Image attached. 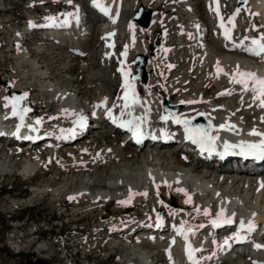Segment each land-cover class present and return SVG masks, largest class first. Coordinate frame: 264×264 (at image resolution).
<instances>
[{"label":"bare ground","instance_id":"obj_1","mask_svg":"<svg viewBox=\"0 0 264 264\" xmlns=\"http://www.w3.org/2000/svg\"><path fill=\"white\" fill-rule=\"evenodd\" d=\"M56 1L67 3V0ZM120 2V8L122 10L129 9L132 11L138 6L144 7L147 0H142L141 2H137V0H120ZM179 3L184 6L187 20L193 22L194 25L193 32L190 31L191 25L187 24L176 36L179 38L184 37L188 42H191V47L197 52V55L194 58V71H192V66H189L185 77H179V81L177 82V79V83L174 82L172 85V98L177 97L173 105L176 106L177 109H172L176 110L174 116L189 119L204 117L216 126L229 122L236 125L238 131L243 128L249 130L255 127H264V122H262L261 119L264 117V108L258 106V101L255 103L253 102V94L251 92H244L240 85L230 82V76L236 70L237 65H239L242 71L257 73L260 68H263L262 70L264 71V64L248 60L245 55L239 51H225L221 45L215 44L214 40H204L200 35H195L194 27L196 25H202L200 33L208 31L207 25L198 18L189 0H181ZM247 4L251 7V16L252 13H259V15H255V18L264 25V0H247ZM69 6L73 8V13L78 15V20L72 17L69 28L59 26L61 23L56 21L53 28L46 29L44 25H46L48 21L39 22L38 20H34L35 16L30 15L32 23L37 25V27L27 26L23 31L29 32L33 29H42L47 36L49 35L51 37V46L63 48L68 53L72 51L70 50L72 46L82 47L83 53H85L86 56L96 52L100 56L101 66L105 70L110 68L109 65L116 58L117 49L120 47L124 50L125 46H127V56H131V59H129L125 67L127 71L131 73H133L132 69L134 68L135 62H138L136 64L139 65L142 63L141 58H148L144 70L146 73L145 77H147L143 90L145 93L139 96V107L137 111L145 112L148 115L157 114L159 116L162 113V107L168 103V98H162L159 92L160 88L158 87V85H161V80L155 74V72L162 67L160 65L161 55H156L157 57L150 56L151 53L156 54V51H150L151 45L149 36L156 30L155 25L156 22H158L157 14L152 16L151 24L146 28L143 26L142 21H140V25H137L136 23L130 22V18H127V20L121 18L115 23L112 22V19H109L107 24L99 22L101 32L98 35L97 42L99 44L96 46V44L94 45L92 43L93 38L89 37L90 33L82 22L83 16L86 15L83 4L73 0L72 4ZM52 16L54 15L52 14ZM248 30L249 29L244 27L241 32V37H243ZM109 33H115V35L109 37ZM109 45L113 46L109 47ZM183 48H187V44L183 43L181 49ZM176 54L177 53H172L174 56H176ZM19 55L20 60L18 61V66H29V70H22L20 72L18 81L13 86V92H23L27 93L29 96L30 85L37 87L36 90L40 92L41 97L45 101L44 103H46L47 106H54L55 116L58 118V120L55 121V125L60 128L62 133H68L71 136L70 141L63 147L74 146L88 139L93 132L104 129H96V122L82 129L76 121L80 115H83L86 119H98L101 118L103 111L106 109L115 108L116 103L113 98L114 89L110 90L107 88L106 90L102 89L100 86L95 87V91L97 92L95 93L96 98L94 97L92 101L84 95V91L77 86V82H75V86H73V84L71 85L74 89L77 87L75 90L72 89L73 87L70 85L63 86L55 83L51 79L50 73L41 69L39 63L33 58L30 52L23 51L20 52ZM133 57H135V60L131 61ZM217 62H219L220 66L224 69V72L229 75L220 74L219 78H217ZM86 68V60H82L81 69L84 70ZM191 72L197 76L196 80H192L190 76ZM164 74L165 73H163V75ZM101 75L102 72L99 71L91 76L93 78H98L101 77ZM135 77L142 80L140 71H138ZM137 81L138 80H135V82ZM116 83L117 80H114L113 85H115V87L117 85ZM208 83H213L219 93L228 90L232 87V84L235 85L236 90L232 92L231 95H223L222 101L217 102L216 100L220 95H217L215 99L207 97ZM137 86H139L138 82ZM137 88L138 92L141 93L142 90L139 87ZM105 99L107 100L105 106L96 107V105H100ZM182 101L184 103H182ZM187 101H197V103L189 104ZM242 103H245V105H241ZM4 104L5 102L0 101V122L3 121L4 115L8 114ZM249 105H251V107H249ZM219 107L222 109L220 110ZM200 113L204 115H200ZM118 114L126 115L122 110H119ZM252 115H254V119L250 122L251 118L249 119V116ZM72 125H74L75 128L73 132H70ZM12 132L13 131H11V133ZM57 136H59V134ZM8 146L22 151L20 144L11 140L0 148V161L4 159V149ZM36 147L37 145H31L28 149H34ZM45 148L51 149L53 154L58 150L55 147ZM145 152L146 154H143L142 159L139 160L138 157H134L125 164H122L120 169L107 179L104 188L97 191H92L86 186L82 191L83 193L81 192L80 194L71 193L69 191L65 192L66 189H61L62 187L60 188V186L59 189L61 190L49 188V186H47L45 188L32 189V195L37 197L47 192L50 193L52 197H58L61 194L67 193L69 197H74V199L69 200L73 201L77 199L80 200V203L81 199L84 200V198H87L90 202L88 204L90 205V210L92 208L94 209L95 203L98 201H102L105 204L118 197L129 196L130 191L131 193L146 192L147 196L134 195V198L140 206L142 214H144L146 218V222L151 218V225H153V219L158 217L159 213H161L158 208V205H160L158 198H163L162 195H160V190L157 191L159 193L158 195L157 192L154 193L155 188L157 186L171 185V187L166 188V196L174 195V198H171V205L174 207L175 205H179L184 209V211L177 213L180 221H185V218L189 216L195 218L196 221L200 218H205V216L195 211L197 207H199L201 211L208 208L212 213L218 212L220 208L223 207L226 209V213H235L236 217L245 219L249 218L251 215H255L256 221L264 222V187H261V183L264 182V168L260 170L258 174H255L259 177L257 180H245L243 176L254 174L248 172V169L242 166H236L229 170L224 168H208L206 171H201V165L198 161L194 163L193 161L191 163H185V161L177 159L176 156L174 157L171 154V146L169 144L163 149H149ZM14 156L15 155L10 156V154L8 157L6 156L7 158L5 160L12 164H9L7 169L9 168L12 170L16 168L26 177L36 174L40 164L39 159L35 158L37 160L33 161L31 157H27L20 168L17 161L14 162ZM51 156L53 157V155ZM228 167L234 166L228 165ZM5 169L6 166H4V169L1 171L4 172ZM233 169L234 171H232ZM177 189H185L191 196L192 202L186 204L185 200L187 197L183 192L177 191ZM177 196H180L178 203L176 200ZM78 207H80V205H75L72 210H76ZM127 224H130V228L133 230L132 233L138 234L135 237V242L131 241L133 237L130 238L128 236L129 229L125 228L128 226ZM124 226L125 227H119V230L115 231V233L120 234V236L108 245L111 250H118L123 254L124 264H180L179 257L177 258V255L167 248L163 238H149L148 235L144 234L146 231L145 227L150 226L149 223L140 224L139 221L130 219L128 222H125ZM193 240L194 248L203 249V251L198 252V258L202 257L210 250L212 244L210 237H203L202 233H195L193 235ZM255 245L256 244L253 246ZM169 250L171 252V260H169ZM42 251L44 252V249H42ZM161 253L164 260L160 259L159 254ZM246 257L247 255L229 256L227 261L220 264H250L246 260Z\"/></svg>","mask_w":264,"mask_h":264},{"label":"rangeland","instance_id":"obj_2","mask_svg":"<svg viewBox=\"0 0 264 264\" xmlns=\"http://www.w3.org/2000/svg\"><path fill=\"white\" fill-rule=\"evenodd\" d=\"M55 1L0 0L1 102H4V97H8L14 91L13 86L18 81L20 72L22 70H29V66H18V61L20 60L19 53L23 51L30 52L39 63L41 69L50 73V77L55 83L63 86H71L72 84L75 86L74 84L77 82V86L84 91V95L92 101L94 97L96 98L95 93L97 92L95 91V87L100 86L102 89L107 90L108 88L116 91L118 83H116V87L113 85L114 80H117L114 63H110V68L105 70L102 68L100 56L96 52L89 54L85 58L74 57L63 48L51 46L52 43L46 38L44 31L41 34H36L32 39L27 35L28 32L23 31L24 28L29 26V22H32L30 15L35 16L34 20L41 22L47 15L56 14L60 18L66 11L73 13V8L69 6L70 4ZM74 1L83 4L87 12L84 25L90 33L89 37L93 38L92 43L97 46L99 44L97 41L101 27L99 23L98 27L96 26V22L89 14L88 0ZM141 1L137 0V2ZM189 1L193 5L198 18L209 27L210 20L204 0ZM237 1L224 0V10L231 12V5H238ZM242 7H244L243 10L247 9L245 10L248 11L246 13L251 12V7L247 3H244ZM158 12L156 31L149 36L150 51H156V54L151 53L150 56L157 57L156 55H161L160 65L162 67L155 72L156 76L161 80V85H158L160 89H158L162 98H168V103L172 106L169 109H177L176 106H173L177 97L172 98V85L174 82L177 83L179 81V77H185L189 66H192V71H194V58L197 52L192 49L191 42H186L187 48L181 49L176 35L184 26L187 24L192 25L193 22L187 20L184 6L179 2H175V0H168L167 6L159 9ZM130 14L131 10H123L121 18L127 20ZM238 24H240V28L245 27L249 29V32L259 31L263 25L255 18V15L250 17L245 16L243 21H238ZM253 25L256 26L255 29H253ZM158 32L163 37L156 43L155 47H152L154 46V40ZM24 34L28 39L26 41H23ZM208 39L210 41L214 40L216 44V40L212 34L209 35ZM172 53L177 54L174 56ZM82 60H86L87 64V68L84 70L81 69ZM147 61L148 58L146 59ZM99 71L102 72L101 77L93 78L91 76ZM163 73L165 74L163 75ZM190 76L192 80L197 79V76L192 72ZM138 83L141 88L145 85L142 81H138ZM30 87V95H27L24 103L36 106V113L38 115H45V122L49 121L52 117H56L54 106H47L40 92L36 90L37 87L31 85ZM228 90L234 92L236 90L235 85L232 84V87ZM144 93L145 91L142 94ZM23 94L22 92L21 96ZM217 95H220V93L217 92L215 85L208 83L207 97L215 99ZM222 99L223 95H220L216 101L220 102ZM241 105L244 106L245 103ZM249 119L252 122L251 120L254 119V115L249 116ZM54 120H58V118L56 117ZM54 124L55 121L52 120L51 125ZM119 144L118 137L115 134L103 129L93 132L88 139L74 146H67L57 150L54 154L51 152V149H43L42 147L22 149V151L9 146L5 147L7 150L4 149L5 157L0 161V264H66L65 252L67 254V251L65 249H69L74 253L75 250H78V253L72 258L73 262L70 264L123 263V254L118 250H111L108 246L109 243L115 241L120 236V234L115 233L119 228L113 230V234L116 237H111L107 236L111 227L104 229L102 225L103 223H115L119 217L125 218L129 216L126 222L133 219L130 216L134 215H140L146 219L144 214H142L140 206L138 205V208H135L134 204H137L135 199L129 201L126 205H122L118 201H111L105 204L102 201H98L95 203L94 209L89 210L90 205L88 204L90 202L87 198L81 199L80 203V200L77 199L73 201L69 200L67 193L61 194L58 197H52L47 192L37 197L32 195V189L45 188L47 186L56 189H59L60 186V188L62 187L61 189H66L65 192L69 191L80 194L86 186L92 191L104 188L107 179L113 173H116L122 164H125L134 157H138L140 160L143 154H146V149L137 150L128 145L121 147ZM9 154L10 156L15 155L14 162L17 161L20 168L27 157H31L33 161L39 159L40 164L36 174L26 177L16 168L12 170L7 169L9 164L12 165L5 160ZM176 158L180 159L179 156H176ZM4 166H6V169L3 172L1 170L4 169ZM165 189L161 188L159 191L163 197L162 199L160 198V205H158L162 214L168 213L171 209H175L179 213L184 211L179 205H175V207L171 205V198H174V195L166 196L167 189ZM176 200L178 203L180 196H177ZM119 201H122V199ZM75 205H80L78 207L79 210L77 208L76 210H72ZM129 209L131 211L126 213ZM21 212H24L25 216L23 219H17V221L16 218ZM187 218L191 223L195 222V218L191 216ZM11 225H18L22 228L18 230V234H13L10 231ZM36 229L37 232L33 233ZM18 236L22 238L18 239ZM69 236H74L76 239L77 237H82L81 239H84L85 245L72 249L70 243L62 242L64 238ZM128 236L130 238L133 237L131 241H136L134 235L128 234ZM13 244L15 248L18 247L21 250L19 257H12L10 255H14L9 249ZM44 244L48 246L49 250L43 252L42 249L44 247L42 245ZM159 255L160 259L164 260L162 253Z\"/></svg>","mask_w":264,"mask_h":264},{"label":"snow or ice","instance_id":"obj_3","mask_svg":"<svg viewBox=\"0 0 264 264\" xmlns=\"http://www.w3.org/2000/svg\"><path fill=\"white\" fill-rule=\"evenodd\" d=\"M73 0H67L68 4H72ZM245 4L247 3V0H244ZM215 5V7H213ZM92 6L94 8L99 9L100 12H102L104 15L108 16L110 19H112V22H116V18L119 16V12L117 11L115 13V16H113L111 8L107 6L104 3V0H92ZM209 9L210 11H214L216 16L218 17L220 23L219 27L222 29V34L225 40L231 41L232 40V31L235 29V18L240 15V9L237 8L232 16H230L227 21H225L224 17L220 13V4L219 0H211V3L209 4ZM247 10V9H246ZM78 11V9H77ZM66 17H73L78 20V15L74 13H65L64 14ZM252 15H259V13H252ZM46 19L49 21L47 25L44 26H55L57 17L55 16H48ZM69 23L68 19H65L63 23L59 26H67ZM230 25V27H229ZM30 27H37L32 22H29ZM197 28H199V25H196ZM253 29L256 28L255 25L252 26ZM261 27H264L262 25ZM115 33H109L108 36L112 37L114 36ZM245 40H248L249 37H244ZM113 45H109V47H112ZM242 46V45H241ZM244 50L254 56H261L264 54V34H261L259 38H251V46L245 47ZM167 51V49H165ZM127 55V46H125L124 51L121 53V56ZM122 67L118 68L117 71L121 72V75L124 78V89L125 93L122 99L124 100V103L122 105L123 108L128 109L131 107V105L138 103V98L135 93V89L132 83V80L130 79L131 77V72L130 71H125L123 67L124 61H120ZM217 69V78H219L220 74L224 75H229L228 73L224 72V69L220 66L219 62H217L216 65ZM230 82L234 84H238L241 86L242 90L244 92H251L253 94V102H259L258 106L261 108H264V78L259 77L256 75V73L250 72V71H242L237 65L236 70L231 74L230 76ZM232 92L231 90H226L225 92L220 93V95H231ZM27 98V93H24L22 96H12V97H4L5 104L4 107L8 108L11 106V112L13 116H18L20 120V124L17 125V132L16 135H19V129L21 127H29L30 131H35V127L31 125H25L24 124V118L25 115L31 111L30 108L27 107H22L21 102ZM182 103H184L182 101ZM187 103L192 104V103H197V101H187ZM107 104V100L105 99L104 101L101 102L100 105H96V107H101L105 106ZM251 107V105H249ZM67 111V110H65ZM107 115L109 116L110 119L114 123L117 122V118L112 115L111 109H108ZM128 115H131V112L128 113ZM200 115H204L203 113H200ZM7 118V117H6ZM172 119L174 123L180 124L183 126L184 133L186 136V139L190 140L192 144L197 145L201 152L207 151L209 153L213 152L216 150L217 146V141H219L221 138L219 136L220 131H234L236 130V125L231 124L229 122H225L220 124L218 127H214L211 122H209L208 128H204L201 126H195L192 125V121L189 118H181L178 116H174L173 114H169L166 116H161V120L167 122L169 119ZM85 117L83 115H80L78 120L76 121L77 124H79L81 127H83L84 122H85ZM262 122H264V117L261 118ZM144 118H133L127 121H121L120 126L121 127H126L133 133V136L136 138V142L140 143L141 138L143 137V124L145 123ZM37 125L42 123V120H37L35 122ZM74 131V130H70ZM215 132L217 133L216 135H213L212 133ZM248 135L258 137V141L254 142H249V141H241L240 143H231L227 140L222 141V146H223V153L221 155H226L229 153L230 150H239V153L244 156H252L255 158H259L264 160V132L258 131L257 129L253 128ZM60 138H63L61 136ZM155 138V137H153ZM24 139H32L31 136H26ZM167 183V182H165ZM159 186H157L158 188ZM168 187H171V185H168ZM261 187H264V182L261 183ZM179 192H183L184 195L187 197L185 200L186 204H190L191 201V196L187 193L185 189H177ZM159 193L157 192V195ZM134 195H144L147 196V193H131L128 200L124 201H118V203L122 205H126L129 203V201L133 198ZM69 199H74V197H69ZM162 203V202H161ZM195 211L198 214H201L205 217H209L208 223L211 225L212 228H220L224 225H231L235 223V213H233L231 216L226 214V209L223 207L220 208L218 212L213 215L210 209L205 208L203 211L199 207L195 209ZM175 214V213H171ZM162 217L158 215L157 217V227L162 226ZM185 223L186 222H181L179 227H176V233L177 235L183 236L185 242H186V247H185V252L187 255V258L189 260V264H200V258L196 257V253L203 251L202 248H193L192 245L188 242L189 240V234L194 235L195 233L193 232L191 227L185 228ZM199 227L203 228L205 227L204 224H200ZM256 225L252 220H249L247 224H245V221L240 220L239 222V230L235 233L234 239L236 240H242L244 239L243 236H241V232H243L245 229L247 232L251 233L254 231ZM172 243H175L173 240ZM215 243V241H213ZM224 245H228V240H224ZM256 248H261L264 247L262 245H255ZM171 252L169 250V260H171ZM206 259H211V257H207Z\"/></svg>","mask_w":264,"mask_h":264},{"label":"water","instance_id":"obj_4","mask_svg":"<svg viewBox=\"0 0 264 264\" xmlns=\"http://www.w3.org/2000/svg\"><path fill=\"white\" fill-rule=\"evenodd\" d=\"M240 2L242 3V1L240 0ZM136 19H138L140 16H143V20L142 23H143V26L147 27L149 25V22H150V13L147 12V11H144L142 8H140L137 13H136ZM135 19V18H134ZM159 34L157 35V38H159ZM144 65H145V60L142 61L141 64L138 65V71H140L142 73V80L143 81H146V77H145V74H144ZM132 79H135V76H133ZM164 112L165 113H169L170 110H169V107L166 106L165 109H164Z\"/></svg>","mask_w":264,"mask_h":264},{"label":"trees","instance_id":"obj_5","mask_svg":"<svg viewBox=\"0 0 264 264\" xmlns=\"http://www.w3.org/2000/svg\"><path fill=\"white\" fill-rule=\"evenodd\" d=\"M25 216L24 212H21L19 216H17L16 219H23Z\"/></svg>","mask_w":264,"mask_h":264}]
</instances>
